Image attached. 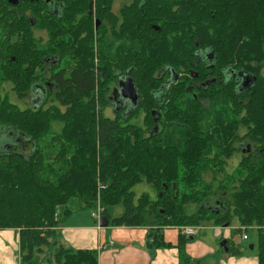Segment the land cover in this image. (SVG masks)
I'll return each mask as SVG.
<instances>
[{
  "label": "trees",
  "instance_id": "16d2710c",
  "mask_svg": "<svg viewBox=\"0 0 264 264\" xmlns=\"http://www.w3.org/2000/svg\"><path fill=\"white\" fill-rule=\"evenodd\" d=\"M55 1L56 12L47 0H0V52L14 58L5 56L11 64L0 76L16 97L25 98L35 81L44 80L45 66L57 70L49 78L56 85L55 107L44 109L45 94L38 107L25 109L0 98V122L32 143L26 156L0 155V230H18L19 264H98L96 250L68 248L58 238L71 196L83 210L100 200V217L110 226L146 228L151 246H165L160 232L166 228H177L186 242L193 236L181 234L182 226L205 220L228 226V207L207 204L214 188L231 185L237 230L245 228L257 264H264V0H133L117 14L114 0ZM35 29L46 31L44 44ZM204 50L216 68L250 76V85L239 91L230 79L196 89L191 80H204ZM163 68L179 76L175 85L162 86ZM118 72L132 79L138 103L127 114L104 117L99 108L110 104ZM195 98L210 103H177ZM43 111L49 116L41 119ZM140 113L141 125L130 121ZM155 115L165 125L148 135ZM53 121L61 124L52 136L61 141L57 146L44 137ZM243 139L250 145L228 173L227 161ZM142 182L154 198L148 192L135 197L132 187ZM115 205L122 206L119 215L112 214ZM177 247L183 264H190Z\"/></svg>",
  "mask_w": 264,
  "mask_h": 264
},
{
  "label": "crops",
  "instance_id": "0c3cea01",
  "mask_svg": "<svg viewBox=\"0 0 264 264\" xmlns=\"http://www.w3.org/2000/svg\"><path fill=\"white\" fill-rule=\"evenodd\" d=\"M82 211L86 210L80 208L70 213L58 228V238L68 248L96 250L98 264H180L177 246H183L185 256L191 261L198 262L209 255L214 264H219V260L220 264H257L256 256L220 255L214 240L211 243L192 239L183 242L177 228H166L160 232L165 246H151L152 240L146 228L109 224L100 227L93 217L86 216ZM214 228L219 230L220 226ZM0 264H19L17 229L0 230Z\"/></svg>",
  "mask_w": 264,
  "mask_h": 264
},
{
  "label": "rangeland",
  "instance_id": "374dc122",
  "mask_svg": "<svg viewBox=\"0 0 264 264\" xmlns=\"http://www.w3.org/2000/svg\"><path fill=\"white\" fill-rule=\"evenodd\" d=\"M129 1L130 0H119V1H116L115 5H114V9H113L114 11L113 10L112 11L117 13L119 7L122 4H124V3L128 4ZM96 20L99 21V19H96ZM95 21H94V27H95ZM98 26H99V24H98ZM34 34H36V36L42 38L43 41H41V44H44L47 41V33H46V31L35 29L34 30ZM67 62H68L67 58L63 59L62 60V64H60V67H62L63 64H66ZM45 67H47V68H44L41 71V74H42V76L44 78H47V80H49L50 76H52V74H54V72H56L57 70L53 69L50 65L49 66H45ZM201 73H202V71H201ZM263 73H264V67H263ZM181 75H183V73H181ZM195 81H199V80H196V79L193 80L192 79L191 83H192L193 86H194V82ZM195 85L197 86V84H195ZM55 91H56V87L54 85L51 86V88L49 90V92H50L49 94H47L48 90L45 91V96H46L45 101H46V103L44 105V109H46L48 107H51V106L55 107V105H57V102L54 99ZM33 97H34V93L28 92V95L25 98L19 99L18 97H16L15 93L13 92V90H0V98L2 99V102H8V103H13V104L15 103V105L17 103V105L20 108H22V109H25L27 107H38L40 105V103L43 101V100H38L37 102H34L33 104H31V99ZM201 99H203V101H205L204 103H206V102L210 103V101H208V100H206L204 98H201ZM62 109H63V107H60V110H62ZM46 110H48V109H46ZM99 111L102 112V115L104 117L113 118L115 116V114L113 112V108H112L111 105L102 106V108L101 107L99 108ZM44 112L45 111H43V113L42 112L39 113V118L44 119V118H46L45 116H47V117L49 116L48 113H46V112L44 113ZM142 115L143 114L140 113V115L137 118L131 119L130 121L141 125L142 124V120H141L142 119V117H141ZM2 124L6 125V123L3 122V121H2ZM60 127H61V124L59 122L53 121L52 124H51L50 132L46 131L44 133L45 140H50L51 142L55 143L56 146H57V144H62L61 141L59 142L56 139L52 140V136L59 132ZM243 133H244V130L242 129L240 135H242ZM246 140L243 139V142H241V147L242 148H246V147H248L250 145L249 141L248 140L246 141ZM239 141H241V140H239ZM239 141L236 142V143H239ZM42 143H43L42 141L39 142V144L41 146H42ZM251 149L253 150L254 148L251 147ZM244 154H245V151H244V153L243 152L242 153H239V152L234 153V155L227 161V164H226V167H225V171H227L228 173L231 172L237 166V163L239 162L241 156L244 155ZM182 172L183 171L180 170V175L182 174ZM223 175H220V174L218 175V180L219 181L220 180L224 181L225 178L227 177V176H225V175L223 176ZM233 183L237 184L238 181L235 180ZM96 184H97V180H96ZM216 185H217V183L215 184V186ZM132 188L134 190L136 198L141 193H144V192H148L152 198H154L155 195H156L155 192L149 187V185H147L144 182L138 183V184L134 185ZM232 190H233L232 185H231L230 188H227L225 190H218V189L214 188V191L216 192V194L212 197V199L207 204V207H211V206L214 205V202H220L219 203L220 207H224V206L226 208L228 207V209L230 211V214H228V216H229L228 220L230 221L228 226L227 225L221 226V225H219V223H215V225H214L213 220L202 221L197 226L196 225L195 226L186 225V226H191V227H196L197 228L196 232H195V235L192 238V241H194V240H204V241H206L207 240L209 243H211V241L214 240L215 243L217 244V247L219 249L220 255H224V254L232 255L231 251H229L228 248L231 249V250L233 248H238L242 252L238 256L246 255V256H249V257H255L256 256V252H255V250L251 249V247H250L252 239L251 238H248L246 240L242 239V233L244 232L245 228L242 227L240 231L237 230V227L239 226V221L237 220V217L234 216L233 213L230 210L229 204L231 202V199H230V195L229 194L232 192ZM99 201L100 200H98L96 202V206L94 207V209H96V210L100 209V207H101ZM64 208L65 207H63L61 209V213L63 212ZM66 208L71 210V212L72 211H74V212L79 211L80 210V203H79L78 198L75 197V196L69 197V199H68V201L66 203ZM94 209L86 210V211H82V212H84L83 214H85L86 216L88 215V216H90V218H92ZM121 212H122V206L121 205H115L113 207V209H112V214L113 215H119ZM79 213L82 214L81 212H79ZM97 223H98V221H97ZM222 224H224V222ZM215 226H217V227L220 226V228H218L219 230H216L214 228ZM224 240H228V247H226L227 250L225 249V247L223 245H221V243ZM215 257L217 258V256H215ZM183 263L184 262H182V261L180 262V264H183ZM190 264H214V263H213L212 257L208 255L206 258H202V259L198 260V262L193 260V261L190 262ZM219 264H220V260H219Z\"/></svg>",
  "mask_w": 264,
  "mask_h": 264
},
{
  "label": "flooded vegetation",
  "instance_id": "af4514ba",
  "mask_svg": "<svg viewBox=\"0 0 264 264\" xmlns=\"http://www.w3.org/2000/svg\"><path fill=\"white\" fill-rule=\"evenodd\" d=\"M119 0H114L112 3V9H114L115 2ZM133 0H130L129 3H131ZM143 0H138V3ZM48 3L51 5L52 9L56 12L59 8V4L57 1L52 0L48 1ZM128 3V4H129ZM123 5H127V3L122 4L119 9ZM114 11V10H113ZM117 12V13H118ZM116 13V12H114ZM116 13V14H117ZM100 22V21H99ZM4 37H0V39H3ZM121 39H126L125 37H121ZM201 55V70H202V77L204 80L202 81H195L194 82V87L199 90L200 86H205L206 84L218 86L219 84L224 83L225 81L228 82L230 79H233L234 82L236 83V86L238 87L239 91H241L242 88L247 87L250 85L252 78L248 76L245 73H235L229 68H216L214 66V57L211 53L208 51H202L200 53ZM8 57H11V59H14L11 54L6 53V52H0V73L3 69H5L6 64H11V62H8L7 59ZM15 61V60H14ZM12 61V62H14ZM50 63L56 64V59L54 57L50 58ZM209 67V68H208ZM120 74L119 78L117 79L116 83L112 85L110 94L108 95L110 104L113 108V112L115 116H117L119 113L122 114H127L131 110V102L129 99H125L121 95L122 87L124 84V81L129 77L126 74ZM160 79H162V86H167L169 84H176L178 81L179 76H174L173 73H168L167 69L163 68L162 71L159 74ZM246 78L249 80L246 81ZM246 81V82H245ZM197 84V86L195 85ZM55 85L54 81L51 82L47 80V78H44L42 81H35L33 83V88L30 90V93H34V97L31 99V104L36 102L39 98H42L45 94L46 90H50L51 86ZM12 85L9 83L8 80H3L0 76V90H11ZM168 101H165L164 103H167ZM203 99H195L194 101H183V100H178V104H199V103H204ZM15 104V103H14ZM16 106L17 103H16ZM160 107H163V103L161 102L159 105ZM166 105L164 104V107ZM19 107V106H18ZM117 112V113H116ZM159 115H155V120L154 124L151 128V130H146L148 132V135L151 134L152 131H154L153 134H156L159 130H162L164 122L162 120H159ZM241 142L243 140L239 141V143H236V147L239 148L240 150L238 151L239 153L244 152L241 147ZM32 143L29 141V139L26 138V136L19 130L18 128H13L10 126H7L5 124H2L0 122V155H11L12 153H17L22 156H26L31 149ZM27 151V152H26Z\"/></svg>",
  "mask_w": 264,
  "mask_h": 264
},
{
  "label": "water",
  "instance_id": "95a60500",
  "mask_svg": "<svg viewBox=\"0 0 264 264\" xmlns=\"http://www.w3.org/2000/svg\"><path fill=\"white\" fill-rule=\"evenodd\" d=\"M20 1H24V0H7V2L12 4V5H16ZM29 1H35V0H29ZM47 1H49V0H47ZM98 24H99V21L96 20L95 21V28H97ZM248 80L249 79L246 78V81H248ZM121 95H122L123 98L130 100V102L132 104L131 105V110L137 105L138 99H139V95H138V93L136 91V88H135V86L133 84V81H132V79L130 77H128L124 81V84H123V87H122V91H121ZM43 99H44V97L43 98H39L38 100H43ZM38 100H36V102ZM98 224H99L100 227L108 226V219L106 217H104V216H101L98 219ZM224 241L221 243V245H223L225 247V249H226V245H225Z\"/></svg>",
  "mask_w": 264,
  "mask_h": 264
},
{
  "label": "built area",
  "instance_id": "2783aa9c",
  "mask_svg": "<svg viewBox=\"0 0 264 264\" xmlns=\"http://www.w3.org/2000/svg\"><path fill=\"white\" fill-rule=\"evenodd\" d=\"M93 217L96 218L97 220L99 219L100 217V209L98 210H93ZM196 227H191V226H182L180 227V231H181V234L185 235V236H188V237H191V236H194L195 235V232H196ZM242 239H247V234L244 230V232L242 233Z\"/></svg>",
  "mask_w": 264,
  "mask_h": 264
}]
</instances>
